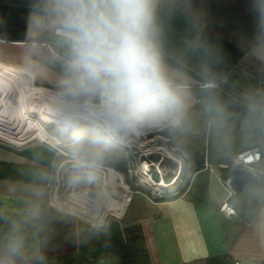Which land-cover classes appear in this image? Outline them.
I'll list each match as a JSON object with an SVG mask.
<instances>
[{
  "label": "crops",
  "instance_id": "crops-1",
  "mask_svg": "<svg viewBox=\"0 0 264 264\" xmlns=\"http://www.w3.org/2000/svg\"><path fill=\"white\" fill-rule=\"evenodd\" d=\"M45 4L40 0L28 15L24 41L0 40V62L57 95L66 76L57 55L65 43L53 32L58 25L39 19ZM155 7L163 73L184 86L177 89L183 108L165 121L202 158L206 153L213 170L191 169L182 192L165 198L132 190L119 215L96 227L47 200L53 149L0 142V238L12 222L20 224L30 251L45 252L44 264H264V179L230 198L233 218L218 210L228 174L219 165L262 149L264 137L240 130L238 114L195 96L197 85L216 81L239 61L264 74V0H155Z\"/></svg>",
  "mask_w": 264,
  "mask_h": 264
},
{
  "label": "clouds",
  "instance_id": "clouds-1",
  "mask_svg": "<svg viewBox=\"0 0 264 264\" xmlns=\"http://www.w3.org/2000/svg\"><path fill=\"white\" fill-rule=\"evenodd\" d=\"M43 11L39 19L59 26L67 48L56 114L77 146V169L95 167L99 157H81V145L106 144L121 131L158 125L181 111L183 99L162 70L155 0H46ZM248 100L247 119L264 125V103ZM45 259L43 249L27 247L20 224L12 222L0 238V264Z\"/></svg>",
  "mask_w": 264,
  "mask_h": 264
},
{
  "label": "rangeland",
  "instance_id": "rangeland-1",
  "mask_svg": "<svg viewBox=\"0 0 264 264\" xmlns=\"http://www.w3.org/2000/svg\"><path fill=\"white\" fill-rule=\"evenodd\" d=\"M0 47H3L2 43ZM14 94L12 99L18 95ZM39 98L52 102L54 106H57V100L56 94L35 87L31 97L26 100L27 116L33 120L34 126H39L45 140L34 136V133L39 135L34 126L24 127L21 121L17 122L12 118L14 110L2 121L12 125L10 128L15 132L18 143H50L46 145L53 149L57 159L48 185L47 200L53 205L75 214L85 223L103 227L106 221L119 215L126 203L121 202L122 199L127 201L132 190L145 189L150 194L168 196L184 187L188 180L187 172H191L194 167L193 158L174 147L172 138L164 135V130L170 127L166 121L152 127H140V135H133L131 131H126L121 136L118 133L115 138L121 143L111 140L113 143L103 144L122 154V162L119 156L110 157L103 151L101 161L96 162L95 167L77 169L74 156L77 146L72 142L71 132L61 130L57 114L49 113L47 104L38 100ZM81 127H87L86 122H82ZM54 137H58V140H53ZM88 148L87 144L81 145L78 154L92 159ZM118 166H123L124 170H120ZM163 183L167 187L162 186Z\"/></svg>",
  "mask_w": 264,
  "mask_h": 264
},
{
  "label": "built area",
  "instance_id": "built-area-1",
  "mask_svg": "<svg viewBox=\"0 0 264 264\" xmlns=\"http://www.w3.org/2000/svg\"><path fill=\"white\" fill-rule=\"evenodd\" d=\"M53 32L56 33V35H59L57 29ZM63 50H64L63 54H58L57 56H59L61 59H66V51H67L66 45L63 46ZM167 80L176 89H184V86H180L175 81L169 79ZM197 86L202 90L217 89L222 91L227 97L231 98L236 103L243 106V108H245L246 111H247V105L249 103L248 98H252L256 102L264 103V74H261L250 67L248 68V66H246L242 61L236 62L233 66L227 69V71H225L224 74L216 81L200 83ZM239 120H240L239 129L242 131L249 132L255 127L264 129V125H259L255 121L247 119V115L244 118L241 117ZM10 126L12 127V125ZM10 126L6 122L5 123L0 122V142L8 145L17 146L20 143H14L13 141L10 140V135H11L10 131L12 130ZM125 133L126 131H121L119 134L121 136ZM111 140L113 139H110L109 142L113 143ZM44 143L50 144L47 141H44ZM51 146L55 148L53 145ZM205 156L206 153L203 157L204 168L213 170L212 164L207 161V158ZM219 167L221 169H226V170H230L232 168H246L250 170L253 174H255L260 180V178H264V154H262L257 147L248 148L234 155H231L230 157H228L226 161L222 162L219 165ZM191 173L192 171L190 172V170H188L187 172L188 179L191 176ZM221 182L226 190L225 193H227V196L226 199L223 201V203L220 204L218 210L222 215H224V217L233 218L235 215H237V212L235 206L231 204L230 198L235 193L232 192L233 190L229 185L228 179L221 180ZM139 191L145 193L146 194L145 196H148L152 200L167 197L164 195L150 194L145 189ZM175 192L173 194H175ZM237 263L238 262H235L233 264H237Z\"/></svg>",
  "mask_w": 264,
  "mask_h": 264
},
{
  "label": "trees",
  "instance_id": "trees-1",
  "mask_svg": "<svg viewBox=\"0 0 264 264\" xmlns=\"http://www.w3.org/2000/svg\"><path fill=\"white\" fill-rule=\"evenodd\" d=\"M40 0H0V40L4 42H21L25 38V29L27 23V17L32 11L38 10ZM196 98L203 99L214 104H217L224 109L229 110L232 113L238 114V116L244 118L247 115V111L243 106L236 103L231 98L227 97L222 91L217 89L196 90ZM253 133L261 134L264 137V129L255 127L251 130ZM249 131V132H251ZM164 135L172 138L174 147L180 148L185 155L193 158L194 167L192 170L200 169L203 167L204 159L198 153H196L192 147L188 146L181 139L179 132L176 128L170 126L164 130ZM261 148L259 149L264 154V140L260 142ZM89 155L91 158L92 153H99V157L96 162H100L103 151L107 152L110 157H120L122 162L123 156L115 149H110L107 145L89 146ZM112 163V162H111ZM123 167V166H122ZM121 166H118L120 170H124ZM264 179V178H261ZM260 183L255 187L260 188ZM259 186V187H258ZM184 187L178 188L175 193L182 192ZM254 188V189H255Z\"/></svg>",
  "mask_w": 264,
  "mask_h": 264
},
{
  "label": "bare ground",
  "instance_id": "bare-ground-1",
  "mask_svg": "<svg viewBox=\"0 0 264 264\" xmlns=\"http://www.w3.org/2000/svg\"><path fill=\"white\" fill-rule=\"evenodd\" d=\"M32 84L28 82L26 79H24L18 69L12 67L11 65H5L0 62V122L5 123L2 121L4 118L9 117V115L12 114V110H14V115H12V118H15L17 122L21 121L23 123V126H34L33 120L29 119L26 113V100L31 97L32 91H33ZM50 92V91H49ZM17 93L15 99H12V95L14 96ZM53 93V92H52ZM57 96V95H56ZM14 98V97H13ZM38 100H42L47 104L48 112L51 114L56 113V106L54 104L44 98H39ZM51 103V104H50ZM44 106V104H43ZM14 108V109H12ZM152 127L154 125H145ZM35 130L39 132V135L36 134L40 140H45L43 137L41 130L39 126H34ZM27 129H29L27 127ZM10 140L13 142H17L18 139L17 136H15L14 131H10ZM133 135H140L141 129L140 127L131 131ZM114 142H119L115 137L112 138ZM53 140H58V137H54ZM162 183V182H161ZM167 187L166 184H162V186Z\"/></svg>",
  "mask_w": 264,
  "mask_h": 264
},
{
  "label": "water",
  "instance_id": "water-1",
  "mask_svg": "<svg viewBox=\"0 0 264 264\" xmlns=\"http://www.w3.org/2000/svg\"><path fill=\"white\" fill-rule=\"evenodd\" d=\"M155 179L158 180L157 178ZM175 179L176 177L173 178V180ZM227 179L233 190L232 192L235 194H240L242 191L254 190L260 182L258 177L246 168H232L228 170Z\"/></svg>",
  "mask_w": 264,
  "mask_h": 264
}]
</instances>
